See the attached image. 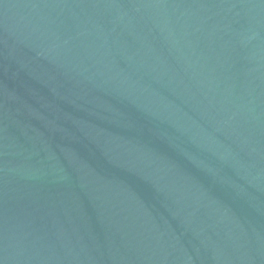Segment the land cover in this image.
<instances>
[{
    "label": "water",
    "instance_id": "95a60500",
    "mask_svg": "<svg viewBox=\"0 0 264 264\" xmlns=\"http://www.w3.org/2000/svg\"><path fill=\"white\" fill-rule=\"evenodd\" d=\"M0 264H264V0H0Z\"/></svg>",
    "mask_w": 264,
    "mask_h": 264
}]
</instances>
